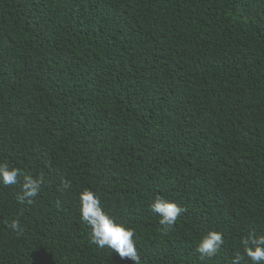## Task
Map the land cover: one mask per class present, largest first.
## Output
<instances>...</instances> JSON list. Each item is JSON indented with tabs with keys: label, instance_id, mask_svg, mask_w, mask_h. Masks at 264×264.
Listing matches in <instances>:
<instances>
[{
	"label": "trees",
	"instance_id": "16d2710c",
	"mask_svg": "<svg viewBox=\"0 0 264 264\" xmlns=\"http://www.w3.org/2000/svg\"><path fill=\"white\" fill-rule=\"evenodd\" d=\"M4 161L45 184L31 206L0 184V264H135L89 242L84 188L141 264H230L264 235V0H0ZM157 194L187 209L167 235Z\"/></svg>",
	"mask_w": 264,
	"mask_h": 264
},
{
	"label": "clouds",
	"instance_id": "9594fccd",
	"mask_svg": "<svg viewBox=\"0 0 264 264\" xmlns=\"http://www.w3.org/2000/svg\"><path fill=\"white\" fill-rule=\"evenodd\" d=\"M0 184L11 186L21 184V194L16 199L21 205H34L40 197L45 178L33 176L28 171L10 166L7 161L0 162ZM72 188L71 181L62 179L59 190L63 193ZM79 214L82 224L89 229V242L100 248L115 250L123 259L125 257L133 260L135 264H141L138 252V241L134 239L136 230L129 227L126 222L119 220L102 203L101 196L90 188H84L79 193ZM55 206L60 208L62 202L57 199ZM152 213L157 214L160 232L167 235L173 230L178 219L187 209L174 200H170L161 194H157L149 205ZM9 227L16 232H22L23 228L19 218L13 219ZM225 244V233L220 230H209L203 235L196 245L195 251L200 254L202 260L217 256ZM240 251H235L230 264H264V235L251 232L240 241Z\"/></svg>",
	"mask_w": 264,
	"mask_h": 264
}]
</instances>
